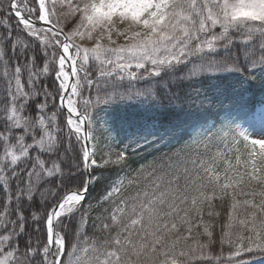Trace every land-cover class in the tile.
Wrapping results in <instances>:
<instances>
[{
  "label": "snow or ice",
  "instance_id": "1",
  "mask_svg": "<svg viewBox=\"0 0 264 264\" xmlns=\"http://www.w3.org/2000/svg\"><path fill=\"white\" fill-rule=\"evenodd\" d=\"M0 264H264V0H0Z\"/></svg>",
  "mask_w": 264,
  "mask_h": 264
},
{
  "label": "trees",
  "instance_id": "2",
  "mask_svg": "<svg viewBox=\"0 0 264 264\" xmlns=\"http://www.w3.org/2000/svg\"><path fill=\"white\" fill-rule=\"evenodd\" d=\"M258 98H259V95L257 94L256 99L258 100ZM105 135H106V134H105ZM146 155H147L146 153H141L140 156L135 157V159L140 160L141 157H144V156H146ZM148 158H150V157H148ZM97 191H99V190H97ZM96 194H97L96 192H93L92 195L95 196Z\"/></svg>",
  "mask_w": 264,
  "mask_h": 264
}]
</instances>
